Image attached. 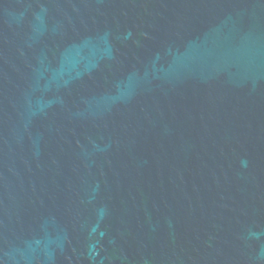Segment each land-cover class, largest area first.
Here are the masks:
<instances>
[{"label": "water", "instance_id": "water-1", "mask_svg": "<svg viewBox=\"0 0 264 264\" xmlns=\"http://www.w3.org/2000/svg\"><path fill=\"white\" fill-rule=\"evenodd\" d=\"M0 264H264V0H0Z\"/></svg>", "mask_w": 264, "mask_h": 264}]
</instances>
